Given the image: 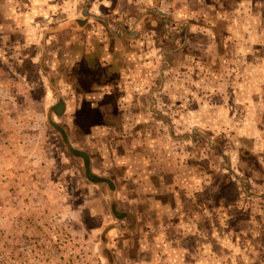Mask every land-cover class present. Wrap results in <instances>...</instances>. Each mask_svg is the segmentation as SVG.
<instances>
[{
    "label": "rangeland",
    "instance_id": "rangeland-1",
    "mask_svg": "<svg viewBox=\"0 0 264 264\" xmlns=\"http://www.w3.org/2000/svg\"><path fill=\"white\" fill-rule=\"evenodd\" d=\"M99 1L0 0V264H264V0Z\"/></svg>",
    "mask_w": 264,
    "mask_h": 264
},
{
    "label": "flooded vegetation",
    "instance_id": "flooded-vegetation-1",
    "mask_svg": "<svg viewBox=\"0 0 264 264\" xmlns=\"http://www.w3.org/2000/svg\"><path fill=\"white\" fill-rule=\"evenodd\" d=\"M107 32L110 35L109 40H110V38H114V39L118 40V38L116 37L115 33H112L109 30ZM96 55L97 54H96L95 51H91V50L89 51L88 49L85 48V50H83V52H82L81 60H86V63H87L88 60H90L92 57H94ZM95 68L97 70L96 74L99 75V73L101 72V68L99 66L98 67L96 66ZM95 68L92 66V67L89 68V70L91 72L85 70V71L82 72V74L83 75H89V74H91L93 72V69H95ZM91 107H93V106L92 105H88L87 107H84V108L88 109L89 112H92L93 110L92 111L89 110ZM51 109L53 111H55V112L61 113L62 111L65 110V102L61 100L58 103H56L55 105H52ZM61 133H62L61 134L62 138L65 141V143L68 146V148L70 149V151H72L76 155H79L80 157H82L85 160L87 178L89 180L93 181V182H106V183H109L111 185V187H113L112 181H110L108 178L101 177V176L95 174L94 172H92L91 167H90L89 156L85 152H83L81 150H78V149H75V148L72 147V145L69 143V140H68L69 137H68L67 132H65L64 130H61ZM113 211H114L115 215L120 216V217H122L123 215L124 216L126 215V213L118 211L115 207H113Z\"/></svg>",
    "mask_w": 264,
    "mask_h": 264
},
{
    "label": "crops",
    "instance_id": "crops-1",
    "mask_svg": "<svg viewBox=\"0 0 264 264\" xmlns=\"http://www.w3.org/2000/svg\"><path fill=\"white\" fill-rule=\"evenodd\" d=\"M88 1V0H87ZM109 1V0H108ZM103 0H100L98 3H97V6L98 7H100V6H102L103 5ZM80 3V2H79ZM78 3V4H79ZM95 6V4H92L91 5V7H90V4H88V3H86V4H84L83 5V7L81 8V13L83 14V15H85V16H87V17H89L90 18V20L89 21H84V20H80L79 21V24H80V27L79 28H83V26L84 25H86V23H88V22H91V23H94V22H96V23H99L100 21L98 20L99 18H97V17H99V15L97 14V13H95L94 11H93V7ZM54 10V9H53ZM2 11H5V10H2ZM70 17V16H69ZM70 19V18H69ZM65 23H67L66 21H64ZM70 22V21H69ZM73 23V21H71L70 23H69V25H68V27H73L74 26V24H72ZM108 27H112V26H110L109 24L107 25ZM111 29V28H110ZM113 31V33H115V35H116V37L118 38V39H120V37L121 38H123V35H120L116 30L114 31V30H112ZM101 59H103V57H101Z\"/></svg>",
    "mask_w": 264,
    "mask_h": 264
}]
</instances>
